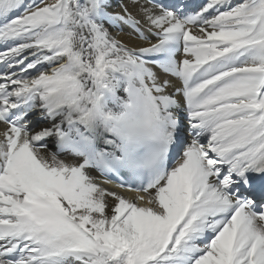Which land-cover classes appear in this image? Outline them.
<instances>
[{
    "label": "snow or ice",
    "instance_id": "obj_1",
    "mask_svg": "<svg viewBox=\"0 0 264 264\" xmlns=\"http://www.w3.org/2000/svg\"><path fill=\"white\" fill-rule=\"evenodd\" d=\"M0 125V264H264V0H0Z\"/></svg>",
    "mask_w": 264,
    "mask_h": 264
},
{
    "label": "bare ground",
    "instance_id": "obj_2",
    "mask_svg": "<svg viewBox=\"0 0 264 264\" xmlns=\"http://www.w3.org/2000/svg\"><path fill=\"white\" fill-rule=\"evenodd\" d=\"M194 2H195V3H201L202 0H194ZM233 2H235V0H233ZM118 3H119V0H113V7H114V8L117 7ZM114 31H115V30H114ZM122 36H123V39L125 40V42H128V37H127V36H124L123 34H122ZM151 38H152L153 40L155 39L154 36L151 37ZM0 127H2V125H0Z\"/></svg>",
    "mask_w": 264,
    "mask_h": 264
}]
</instances>
